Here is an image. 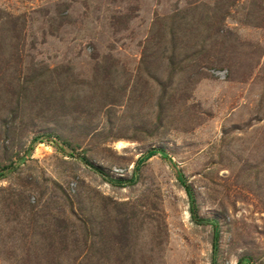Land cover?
I'll return each instance as SVG.
<instances>
[{
  "label": "rangeland",
  "instance_id": "1",
  "mask_svg": "<svg viewBox=\"0 0 264 264\" xmlns=\"http://www.w3.org/2000/svg\"><path fill=\"white\" fill-rule=\"evenodd\" d=\"M0 9V264L42 209L85 221L58 264H264V0Z\"/></svg>",
  "mask_w": 264,
  "mask_h": 264
},
{
  "label": "trees",
  "instance_id": "2",
  "mask_svg": "<svg viewBox=\"0 0 264 264\" xmlns=\"http://www.w3.org/2000/svg\"><path fill=\"white\" fill-rule=\"evenodd\" d=\"M1 11V9H0ZM5 23H12L13 26V30H15V26L16 23H14V21L8 17H6L5 20H2V15H0V25H3ZM161 48V45L158 47V49ZM148 57L147 51L145 49L143 59L146 60V58ZM42 88V87H41ZM44 99L47 102L48 99L50 98L46 93H43ZM104 95V94H103ZM49 97V98H48ZM40 99V96H39ZM105 99L108 101V95H105ZM111 102H109L110 104H114L115 102L113 101V99H110ZM106 105L103 104V106ZM65 106V105H63ZM36 141V139H35ZM159 151H161L160 149H150L149 151H147V153H145L142 157L139 158V160L137 161V164L135 166L136 169L139 168V166L145 162L146 160H148L149 158L153 157L155 154H157ZM164 156H167L166 154L163 153ZM3 175V174H0ZM116 182L122 183L125 182L123 179H118ZM187 192L190 196V199L192 201V212H195V197H194V193L191 189L190 186H186ZM21 196V194H23V192L19 193ZM18 196V197H19ZM66 198L69 201H72L73 203V197L71 196H66ZM75 202V201H74ZM76 203V202H75ZM52 210V209H51ZM60 214H65L63 212H59ZM51 213H47L44 209H42L39 213H38V217L41 218V222L40 223H36L33 221V229L36 227L37 230H33L35 232H42L40 235V237H38L37 239H35L33 241V243H35V246L37 245V251H35L34 253L30 252H26V254L20 259V262L18 264H58L59 258L60 256H63L65 251H69L71 246H78L81 242V238L79 235V231L81 229L80 225L81 223H85V221L81 218V216H76L74 213H72L73 216H75L76 219H74L73 221L70 220L69 217H65L63 219H53L50 220L48 219V216ZM209 220V219H208ZM206 220V221H208ZM78 221L79 222L78 224ZM211 221V220H209ZM216 225V230H215V242H214V246L217 249V241L219 238V229L217 227V221L214 220L213 221ZM32 241V240H31ZM59 249L61 252H64L63 255L61 253L58 252ZM57 250V252H55ZM39 251H44L42 253H39ZM75 261L77 260V258L74 259ZM215 262V260H214ZM62 264V262L60 263ZM74 264V263H73ZM79 264V263H78Z\"/></svg>",
  "mask_w": 264,
  "mask_h": 264
}]
</instances>
